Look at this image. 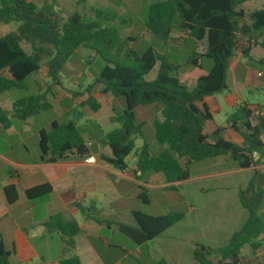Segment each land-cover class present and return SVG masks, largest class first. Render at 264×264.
Returning <instances> with one entry per match:
<instances>
[{"label":"trees","instance_id":"1","mask_svg":"<svg viewBox=\"0 0 264 264\" xmlns=\"http://www.w3.org/2000/svg\"><path fill=\"white\" fill-rule=\"evenodd\" d=\"M253 0H156L146 10V32L162 42H168L176 31L183 41L204 43L203 52L193 50L183 63L171 62L167 55L147 47L137 54L132 44L135 38L123 36L107 25L119 20L114 11L91 9L90 20L86 15L73 13L65 21L57 12V0H44L36 5L32 0H0V23H17L15 32L0 36V95L12 89L26 90V80L40 74L45 59L49 85H38L37 92L13 102L11 112L0 107V126L6 130L12 119L26 121L51 108L48 96L52 88L60 86L59 72L69 58L80 48L90 49L105 63L93 83L86 87L87 106L95 112L99 105L91 94L101 86V95L123 98L125 108L115 119L119 128L106 134L103 144L110 154L99 152L102 162L113 169L124 171L125 159L133 151L134 139L143 137L142 125L135 123V109L140 106L159 105L161 118L153 122L154 138L163 151L154 155L143 141L135 153V170L140 176L145 173L161 174L166 183L189 179L188 166L217 157H228L239 168L257 166L264 157L260 139L264 134V117L253 114L247 105L239 106L227 119V123L242 138L236 145L222 138L223 129H217L209 138L203 134L210 115L205 107L197 104L205 97L227 90L226 71L229 61L240 51L243 58L264 70V56L260 60L249 57L250 45L264 50V9L246 13L243 5ZM248 20L246 23L245 21ZM22 43L29 44L27 52ZM245 44L247 46H245ZM203 59L210 60L207 74L200 76L191 89L180 82L188 69L201 68ZM156 68L152 80L146 77ZM240 122V127L235 125ZM39 158L44 163H55L71 157L83 158L88 154L81 134L73 122H53L48 131L39 135ZM257 154L256 158L252 153ZM138 178V177H137ZM147 190L140 188L137 199L149 203ZM7 202L17 200L14 186L4 188ZM51 192L49 184H42L25 191L28 199L34 200ZM239 203L247 212L242 227L234 232L227 245L201 252L194 250L197 264H264L243 262L241 250L250 249L255 256L264 246V176L253 172L245 190L239 191ZM135 226L104 220L88 215L100 226H115L118 231L140 246L163 234L180 222L183 213L151 216L131 212ZM46 234H59L63 243L62 258L58 264H81L76 255V238L81 234L78 224L65 220L61 214L51 216L44 223ZM213 255L216 262L206 256ZM0 264H13L10 252L5 250L0 236ZM157 264H166L160 260Z\"/></svg>","mask_w":264,"mask_h":264},{"label":"crops","instance_id":"2","mask_svg":"<svg viewBox=\"0 0 264 264\" xmlns=\"http://www.w3.org/2000/svg\"><path fill=\"white\" fill-rule=\"evenodd\" d=\"M32 1L34 2V0ZM78 1L80 2L81 0ZM124 1L132 8L137 5V0ZM155 2L156 0H149V5ZM254 2H259V6H256L255 10L264 9V0H253L243 5L246 13V6L254 4ZM58 3L59 0H57V11L59 8ZM74 13L78 12L75 11ZM125 34V37L131 36L128 31ZM144 34L150 36L145 29ZM245 46L247 45L245 44ZM263 56L264 50L262 48L250 45L249 57L257 61L263 58ZM210 67L208 64L204 67L203 63H201V68L188 69L181 75L180 82L185 85L188 81L186 78L191 77V85L193 86L200 76L207 74ZM33 82L36 89H38V85L50 84V79L47 77L45 68L41 69L40 74L33 75ZM226 84V91L205 97L202 102L197 104L199 109L205 107L210 115V120L205 123L203 128V134L210 138L217 129H223L222 138L224 140L241 145V136L229 126L227 119L239 106L243 105H247L251 111L259 109L264 117V70L256 69L255 64L247 61L243 58L240 51H237L228 64ZM51 91V97L53 98L55 92L58 91L57 89L54 91L53 88ZM5 94L0 95V107L7 112H11L15 100H12L10 97H3ZM71 96V94H68V97H64L58 101V108L53 103L52 98L48 96L47 99L51 105L49 110L43 111L26 121L12 119L11 127L6 130L0 126V236L2 237L5 250L10 252V260L13 264H58L62 258L63 243L58 233L52 232L50 235H47L43 226L55 214H61L65 220L75 221L81 229V234L76 238V255L81 264H122L126 260V257H134V255H131L123 245L110 244L105 238L101 237L105 229L112 233L119 232L118 229L115 226H110L109 228L100 226L91 220H87L86 217L91 215L100 219L135 226V222L131 216L132 211H125L127 212L125 215L129 219L123 222L120 219V214L114 210L107 209L105 212L103 209L94 207L87 209L83 206V203L85 201L92 203L98 196L102 198L106 197L112 203L122 200L127 192L134 199L137 198L140 188L154 191L166 197L169 195L166 193L168 187L177 186L191 179L169 184L165 182L161 174L145 173L140 176V173L135 170V165L132 170L126 167L124 171H118L99 160L98 154L100 151L107 154H110V152L103 144L104 139L95 150L92 149L94 143L89 140V131H97L103 135L101 128H105L114 122L116 112L122 113L124 110L123 103L109 94L101 95L96 93L93 95V98L96 100L99 108L93 112L87 106L78 108L82 99L76 101ZM102 98L106 103V108L105 113L100 118L101 124L94 122L93 125H88L87 128H81L79 123L85 113L92 112L96 115L102 112ZM83 100H87L86 96ZM54 109L58 111V115L60 116L65 115L69 117V112L72 111L74 113L76 119L73 123L79 130L87 147L88 154L85 157L81 159L71 157L55 163L40 161L38 146L40 132L48 131L51 124L56 122L55 119H46L42 116L45 112L53 111ZM136 110H139L137 112H141L145 109H138L137 107ZM148 110H154L155 115L158 117L151 120L153 127V122L161 118V107L150 105ZM235 127L239 128L240 122H237ZM117 128H119V124ZM260 139L264 146V134L261 135ZM143 141H145L144 138ZM88 156H94L95 162L93 164H86L84 162V159ZM227 159L228 157L221 156L208 160V162L213 166H218L226 164L228 162ZM253 172H258L259 175L264 176V157L257 166L243 169L234 163L231 168L200 174L193 179L205 181L229 175L238 180L241 186H244L248 185L252 179ZM42 184H49L51 187V192L47 196L34 200L26 197V190ZM7 186H14L16 190L17 200L13 204L7 202L4 192V188ZM207 189H209V186H207ZM207 189L203 188L202 192H206ZM174 199L177 202L176 198ZM178 201L181 200L178 199ZM189 209L194 211L192 207H189ZM209 214L210 212L208 211L203 213V219H208ZM230 216H232L231 225L235 229L238 226L241 228L246 220V216H233L232 214ZM185 218L186 214H184L180 222L185 220ZM232 227L227 233L228 238H226V241L235 232H233L232 229L234 228ZM239 227L236 231L240 229ZM163 234L149 242L157 241ZM225 234L220 236L209 234V239L215 241L221 236L225 237ZM56 238L57 247L54 253L53 241ZM96 239H101L102 242L97 244L95 243ZM189 242L194 246H198V248H202L203 246L200 245L203 241L199 236H192ZM146 246L147 244L144 243L137 247ZM193 247L186 250L191 251ZM175 248H179V246L177 245ZM160 249L163 252L167 251V255L169 250L173 251L171 248L168 249V247H161ZM242 252L241 250L240 255H242ZM135 253L139 254L140 251L136 250ZM152 254L157 257V262L163 260L161 254L157 252H153ZM251 256L247 262L254 260L255 262H260L264 260V258L262 260L256 259L258 253L253 257Z\"/></svg>","mask_w":264,"mask_h":264},{"label":"rangeland","instance_id":"3","mask_svg":"<svg viewBox=\"0 0 264 264\" xmlns=\"http://www.w3.org/2000/svg\"><path fill=\"white\" fill-rule=\"evenodd\" d=\"M34 2L36 5H40L42 0H34ZM136 4L137 5L132 8L124 0H81L80 2L78 0H59V8L57 12L64 21L75 11L80 15H86L85 20H90L91 18V14L89 13L90 9L116 12L119 20L114 23H107V25L117 30L123 36L126 35L125 32L128 31V33L135 38L132 47L137 54H142L147 47H153L157 53L167 55L171 62L183 63L193 50L199 52L204 51V43L196 44L190 39L183 41L178 32H173L168 42H162L152 36H146L144 34V25L146 22V10L149 5V0H137ZM256 6H259V2L248 4L246 6L247 13L255 10ZM245 22L247 23L248 20ZM17 26L18 24L14 22L9 24L0 23V36L9 32H15ZM22 47L27 52L30 50L29 44L27 43H22ZM202 63L204 67L207 64L211 66L210 60L203 59ZM104 64L105 63L102 59L90 49L80 48L75 52L59 72L60 87H53V90L56 91L57 89L58 92H55L53 98L49 95L55 106L58 108V101L64 97H68V94H71L72 99L76 101L82 99L78 108L83 107L82 104L86 101L83 99L85 96L86 98L88 96L86 93V87L93 83V80L97 77L100 68ZM44 68L45 59H43L41 63V69L43 70ZM256 69H258V67H256ZM155 74L156 68L146 77V79L152 80ZM186 80L188 81L185 86L188 89H191L193 87L191 85V77L186 78ZM26 84V90L12 89L5 92L6 94L3 97H10L12 100H17L35 94L37 89L33 82V76L26 80ZM100 89L101 86L96 85L91 90L92 96L99 93ZM118 100L122 101L124 109L125 105L123 98H118ZM101 105L103 107L101 113L96 115L92 112L85 113L79 123L81 128H87L88 125H93L94 122L101 124L100 118L105 113L106 108V103L103 98ZM149 107L150 105L138 107V109H145L142 111L140 110L141 112H137L139 110L135 109V123L142 125V135L145 142L149 145L151 153L158 155L163 151V147L156 143L154 129L151 125V120L158 117L155 115L154 110H148ZM158 107L160 106L158 105ZM117 114L119 113L116 112V115ZM68 115L69 117L65 115L60 116L58 115V111L54 109L53 111L45 112L42 117H45L46 119H55L59 124L73 122L76 119L72 111L69 112ZM117 125L118 122L115 119L114 122L107 127L101 128L103 135L97 131L94 132L90 130L89 140L94 143L92 149L95 150L99 146L104 139L103 136L117 129ZM143 138L140 136L135 137L133 151L125 159L126 166L129 170H132L135 165V153L142 146ZM227 161L226 164L218 166H213L208 161L193 162L188 166L190 180L171 188L168 187L166 193L169 195L166 197L161 196L154 191H146L149 200L148 204H145L140 199H133L131 195H129V192H127L124 198L120 201H114L111 203L106 197L102 198L101 196H98L92 203L85 201L83 206L87 209H90L91 207L103 209L105 212L107 209L114 210L120 214V219L123 222H126V220L129 219L128 216L125 215L127 214L125 211H137L152 216H161L169 213L186 214L185 220L173 225L157 241L147 242L146 247H137L126 236L119 232L112 233L107 229L104 230L101 237L105 238L110 244L123 245L131 255H134V257H126V260L122 264H157V257L152 254L153 252L161 254L163 261H165L166 264H197L193 260V251L198 249V246H194L189 242L192 236H199L203 241V243L200 244L203 245V252H206L207 250L209 252L210 249H215L216 247L220 248L227 245L230 239L229 238L228 241H226V238H228L227 233L232 227V216H230V214L233 216H246L247 218L246 210L243 209L238 201L239 189L245 190L247 185L241 186V183H239L238 180L229 175L205 181H196L193 179L200 174L231 168L234 162L229 158ZM207 186H209V189H207ZM203 188L207 189L206 192H202ZM173 198H176L177 202H175V199L173 200ZM178 199L181 201H178ZM189 207H192L194 211H191ZM207 211L210 212L209 218L204 220L202 214ZM232 228H234L232 229L233 232H236L237 228ZM209 234L215 236L225 234V237L221 236L218 240L214 241L209 239ZM101 242V239L95 240V243L97 244ZM177 245L179 248H175ZM56 247L57 238L53 241L54 253ZM161 247H168V249L171 248L173 251L169 250L167 255V251L163 252L160 249ZM190 247H193V249L187 251L186 249H189ZM200 249L201 248H199V250ZM136 250H139L140 253H135ZM242 251L241 259L244 262H247L251 255L250 249L246 246ZM257 253L258 256L256 259L262 260L264 258V247L262 246ZM206 259L210 262H216V258L213 255L206 256Z\"/></svg>","mask_w":264,"mask_h":264},{"label":"built area","instance_id":"4","mask_svg":"<svg viewBox=\"0 0 264 264\" xmlns=\"http://www.w3.org/2000/svg\"><path fill=\"white\" fill-rule=\"evenodd\" d=\"M260 113V110L259 109H255L253 110V114L255 116H257L258 114ZM252 157L253 158H256L257 157V154L255 152L252 153ZM84 162L86 164H93L95 162V158L94 156H88L87 158L84 159Z\"/></svg>","mask_w":264,"mask_h":264},{"label":"water","instance_id":"5","mask_svg":"<svg viewBox=\"0 0 264 264\" xmlns=\"http://www.w3.org/2000/svg\"><path fill=\"white\" fill-rule=\"evenodd\" d=\"M204 248H201L200 251L203 252Z\"/></svg>","mask_w":264,"mask_h":264}]
</instances>
